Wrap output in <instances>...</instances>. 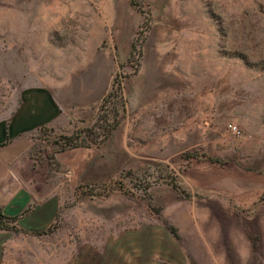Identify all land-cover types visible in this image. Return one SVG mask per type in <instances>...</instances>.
<instances>
[{
	"label": "rangeland",
	"instance_id": "rangeland-1",
	"mask_svg": "<svg viewBox=\"0 0 264 264\" xmlns=\"http://www.w3.org/2000/svg\"><path fill=\"white\" fill-rule=\"evenodd\" d=\"M45 96L48 264H264V0H0V127Z\"/></svg>",
	"mask_w": 264,
	"mask_h": 264
},
{
	"label": "crops",
	"instance_id": "crops-1",
	"mask_svg": "<svg viewBox=\"0 0 264 264\" xmlns=\"http://www.w3.org/2000/svg\"><path fill=\"white\" fill-rule=\"evenodd\" d=\"M55 113V104L46 97L41 110L29 104L7 128L0 127V264H48L51 248L46 239L56 222L61 200L58 194L48 196L25 179L31 171L34 138L24 136L45 125ZM130 246L127 256L119 249L105 248L90 250L84 257L70 252L69 258L61 248H54L51 264H142L141 242Z\"/></svg>",
	"mask_w": 264,
	"mask_h": 264
},
{
	"label": "built area",
	"instance_id": "built-area-1",
	"mask_svg": "<svg viewBox=\"0 0 264 264\" xmlns=\"http://www.w3.org/2000/svg\"><path fill=\"white\" fill-rule=\"evenodd\" d=\"M227 130L233 135L239 134V130H238L237 126H235L234 124H228Z\"/></svg>",
	"mask_w": 264,
	"mask_h": 264
}]
</instances>
